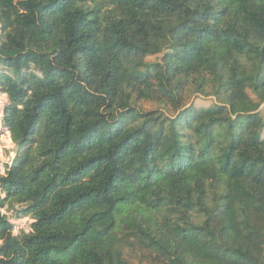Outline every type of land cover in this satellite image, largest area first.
Segmentation results:
<instances>
[{
	"label": "trees",
	"instance_id": "16d2710c",
	"mask_svg": "<svg viewBox=\"0 0 264 264\" xmlns=\"http://www.w3.org/2000/svg\"><path fill=\"white\" fill-rule=\"evenodd\" d=\"M0 26V264H264V0H0Z\"/></svg>",
	"mask_w": 264,
	"mask_h": 264
},
{
	"label": "rangeland",
	"instance_id": "374dc122",
	"mask_svg": "<svg viewBox=\"0 0 264 264\" xmlns=\"http://www.w3.org/2000/svg\"><path fill=\"white\" fill-rule=\"evenodd\" d=\"M0 36H1V26H0ZM151 60H154V58H151ZM213 101H215V99L212 97H207L206 99L202 98V99L195 100L197 104L204 105V106L210 105ZM8 103H9V100H8L7 95H3L0 92V168H1L2 174L5 173L7 166L12 165L15 159V156H16L15 155L16 146L11 139L10 132L6 128H4L2 124L3 112H4L6 105H8ZM143 107L146 110H152V109L157 108L156 105L151 104V103H144ZM260 110L263 111L264 113V105L261 107ZM11 222L15 226V232H14L15 235H19L22 231L29 232L31 230V225L33 223V221L29 218H25L21 220H12ZM257 243L258 245L263 247L264 246V236L258 239ZM127 255L131 256L129 252H127ZM131 258H132L131 261H133V263L137 262V259H135L133 255L131 256Z\"/></svg>",
	"mask_w": 264,
	"mask_h": 264
}]
</instances>
